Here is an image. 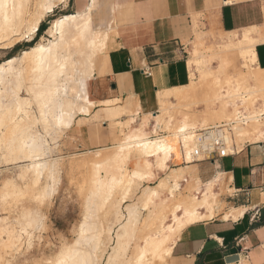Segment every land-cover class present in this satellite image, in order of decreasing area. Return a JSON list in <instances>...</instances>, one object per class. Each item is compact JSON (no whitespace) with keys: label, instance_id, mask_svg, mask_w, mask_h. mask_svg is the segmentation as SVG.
I'll use <instances>...</instances> for the list:
<instances>
[{"label":"bare ground","instance_id":"bare-ground-1","mask_svg":"<svg viewBox=\"0 0 264 264\" xmlns=\"http://www.w3.org/2000/svg\"><path fill=\"white\" fill-rule=\"evenodd\" d=\"M65 1L37 0L34 5L33 0H0V45L10 49L24 37H31L45 14ZM88 12L53 20L48 30L51 40L37 43L0 63V163L25 162L20 166L19 175L31 173L33 184L46 171L47 176L52 177L54 162L47 159L49 143L44 134L52 135L50 129H68L73 117L88 113L94 103L88 98L86 85L93 72L95 56L105 50L109 30H92ZM188 65L190 71L194 68L204 73L209 60L198 56L189 59ZM222 71L214 73L215 86L225 83L229 89L215 91L214 97L222 102L206 113L213 117L226 116L239 132L243 129L248 130L249 135H260V111L252 106L256 100L253 95H257L260 85L258 74H253L254 84H248L244 76L223 78ZM172 91L175 89L162 92L160 98ZM160 98L163 104L165 101ZM165 109L155 118L150 131L144 121L135 125L134 118L127 119L133 127L119 140L113 152L102 159L92 158L93 173L88 192L91 201L85 208L78 236L71 244L63 245L48 264L57 261L64 264H167L178 231L190 222L213 215V191L183 195L180 183L184 180L183 169L175 167L170 168L157 185L145 187L135 201L127 203L133 196V186L148 176H155L156 171L167 169L175 153L166 136L149 137L150 132L157 134L160 122L168 117L166 111L169 109ZM206 124L207 119L198 121L195 114L176 122L172 133L178 138L177 144L186 163L193 160L195 131L216 126ZM164 126L169 127L167 123ZM228 141L231 143L232 138L228 137ZM132 156L142 163L139 169L130 172L128 161ZM101 168L107 173L104 178L100 176ZM8 187L14 192L17 189L7 180L0 194H8ZM207 187L211 188V183ZM48 193L47 184L37 197L43 199ZM124 203L127 204L122 209ZM30 218L28 223H32L33 217ZM4 228L0 224V231ZM7 233L6 241L16 243L15 232Z\"/></svg>","mask_w":264,"mask_h":264},{"label":"crops","instance_id":"crops-1","mask_svg":"<svg viewBox=\"0 0 264 264\" xmlns=\"http://www.w3.org/2000/svg\"><path fill=\"white\" fill-rule=\"evenodd\" d=\"M85 2L66 0L64 7L76 11ZM97 2L99 27L92 18ZM84 11L91 15L92 30L110 32L93 107L76 114L66 132L77 149L112 144L106 116L113 121L134 116L137 124L145 118L150 131L160 113V94L191 83L189 47L198 30L215 26L240 38L249 31L258 39L252 64L260 79L254 106L261 134L247 136L234 153L175 167L183 169L182 188L194 187L192 193L201 194L211 183L217 204L212 216L178 231L168 264H264V195L259 191L264 185V0H88L76 12ZM124 107L132 113H122Z\"/></svg>","mask_w":264,"mask_h":264},{"label":"rangeland","instance_id":"rangeland-1","mask_svg":"<svg viewBox=\"0 0 264 264\" xmlns=\"http://www.w3.org/2000/svg\"><path fill=\"white\" fill-rule=\"evenodd\" d=\"M36 2L37 0H33V4ZM87 3L88 0H86L83 6L77 8L76 11L84 8ZM64 5L65 3H57L51 12L45 14L39 23V26L43 25L40 33H38L37 29L31 37H24L21 42L15 44L10 49L3 48L0 45V63L8 58L20 55L23 50L37 43H46L48 39L51 40L48 30L53 20L63 15L76 12L70 7H64ZM34 9V6H32L31 12ZM94 9L95 13L92 11L93 23L96 27H99L100 22L98 23L97 21L100 16V4L98 2L95 4ZM257 40L250 35L249 31H246L240 38L236 35L229 36V34L220 31L215 26L210 27L208 30L203 29L202 31L200 29L195 32L194 39L190 44L189 59L198 58V56L199 58H207L209 60L207 70L210 72L208 73L207 70H204L205 72L202 73L195 71L194 68L191 69L190 85L183 90L175 89V91H172V93L165 97L166 99L163 104L160 103V113L153 116L154 120L163 114L164 107L166 108L165 110L169 109L166 111V116H170L169 118L171 119L169 120L168 117H165L167 120L164 119L160 122L157 134H154L153 137L159 136L160 134V136L169 138L170 140H167L170 145H173L175 153L168 163V167L165 169L166 171H156L157 174L155 176H148L145 181L138 182L133 186V196L131 199H128L127 203L135 201L145 187H154L157 185L166 176L170 168L184 164V153H181L179 149L177 136H174L172 133L174 132L176 122L186 116L190 118L193 114L196 115L198 121L207 119L206 126L208 127L219 125L223 122L229 123L231 121L224 115H221L222 117H213V115L206 113L219 106L221 104L220 102H222L220 101L222 99L214 97L217 90L229 89L225 83H221L224 85H220V87H218L219 85L215 86L214 77L217 71L223 69L221 72L222 77L230 76L237 78L244 76L248 84H254L253 74L256 71L253 69L252 63L255 59L254 44ZM194 49H196V52ZM103 53L104 50L95 56L93 72L87 81L86 90L90 100H94V92L98 87L95 77L99 73L102 74ZM256 94L253 95L254 100L260 97L258 93ZM170 98H173L174 101ZM252 103L250 102L249 105H252ZM124 111L122 113H132L126 107H124ZM132 117L135 118L134 116L125 117V121L121 118L115 122L106 116L108 119V127L113 134L112 144L95 149H77L74 144L75 138L66 133L67 129H63L64 131L50 129L49 133H52V135H48V133L44 135L49 143L47 159L54 162L52 166V177H48L46 171L36 184L32 182L33 175L31 173H26V176L19 175L21 172L20 166H23L25 162L18 161L15 164L0 163V189L7 180L17 188L14 192V190L11 191V187H8V194H0V219L3 220L0 224L5 227L3 231H0V264H48L63 245L71 244L77 238L78 227L86 212L85 208L91 201L88 197V192L90 188V177L93 173V159H102L113 152L119 140L121 141L128 130H131V127H133V125L130 127L128 124ZM211 118L214 120L211 121ZM208 119L210 122H208ZM145 120L144 118L143 121L146 123ZM136 122L138 123L139 121ZM166 123L169 125L168 128L164 126ZM55 131L56 133L54 134L53 132ZM247 131L241 129L239 132L238 129L232 127V131L229 133V136L232 138L231 143L239 147L241 142L249 136V132L246 133ZM238 132L240 135L242 133V135L239 136ZM141 161V159L134 156L132 158L130 157L128 161L129 171L132 172L133 170L139 169L138 166L140 167ZM101 169L99 170L100 176L104 178L107 174L104 170H107V167L104 170ZM47 184L49 185V193L43 199H39L37 193ZM193 189L194 187L187 186L183 187L181 192L184 195L188 191L189 195H192L194 194L192 193ZM206 190L212 192L209 187L204 191ZM163 195L165 196L166 194L163 193ZM86 199L89 201H86ZM127 203L123 204L122 209H124ZM215 204H217V201H215ZM30 214L32 216H29ZM25 216L29 217V219H25ZM30 217H33L32 223H28L31 220ZM8 230L15 232L14 234L18 238H16V243L11 244L6 241ZM166 263L168 264V259Z\"/></svg>","mask_w":264,"mask_h":264},{"label":"built area","instance_id":"built-area-1","mask_svg":"<svg viewBox=\"0 0 264 264\" xmlns=\"http://www.w3.org/2000/svg\"><path fill=\"white\" fill-rule=\"evenodd\" d=\"M232 123L223 122L215 127L196 130L193 137V150L191 152L194 160L205 157H221L235 152V145L229 143V133L232 131ZM184 163H186L184 161ZM264 195V185L259 187Z\"/></svg>","mask_w":264,"mask_h":264},{"label":"trees","instance_id":"trees-1","mask_svg":"<svg viewBox=\"0 0 264 264\" xmlns=\"http://www.w3.org/2000/svg\"><path fill=\"white\" fill-rule=\"evenodd\" d=\"M43 29V25H40L38 28V33H40V31Z\"/></svg>","mask_w":264,"mask_h":264},{"label":"snow or ice","instance_id":"snow-or-ice-1","mask_svg":"<svg viewBox=\"0 0 264 264\" xmlns=\"http://www.w3.org/2000/svg\"><path fill=\"white\" fill-rule=\"evenodd\" d=\"M56 264H64L63 261H57Z\"/></svg>","mask_w":264,"mask_h":264}]
</instances>
